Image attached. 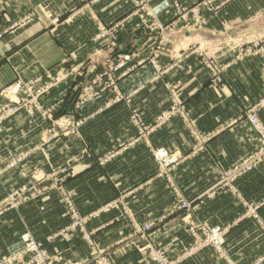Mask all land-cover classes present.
I'll use <instances>...</instances> for the list:
<instances>
[{
	"label": "crops",
	"instance_id": "crops-1",
	"mask_svg": "<svg viewBox=\"0 0 264 264\" xmlns=\"http://www.w3.org/2000/svg\"><path fill=\"white\" fill-rule=\"evenodd\" d=\"M196 1L182 0L186 6L194 5ZM83 4V0H0L1 32L27 16H33L31 22L14 32H7L0 39V89L12 83L17 75L25 81L41 77L42 84L49 83L53 77L68 76L43 99L44 106L48 108L70 94L74 82L81 80L78 74L85 70L84 65H96L99 69L100 64L112 60L118 52L133 50L138 52L137 55L146 57L150 46H155L157 37L144 33L136 19L129 20L120 30L114 47L109 39L93 43L97 19L107 25L113 24L126 18L132 12V6L129 0H97L91 6L92 11H81L78 8ZM152 7L158 10V18L163 23L174 20L175 10L170 0H154ZM77 10L79 14L74 17ZM203 16L209 20L211 30L226 26L229 29L241 20L247 28L231 27L229 33L233 38L246 43L256 33V38L264 41V0H234L219 12L204 11ZM192 31L179 27L166 33L163 43L169 49L159 63L172 61L171 57L167 58V53L177 51L178 54L188 44L203 37ZM72 52L79 60L73 64L65 62V57ZM88 57L95 60H85ZM153 73L152 65L147 63L122 81L120 87L129 92L148 81ZM209 79V73L200 60H181L163 82L149 85L133 100V106L142 114L144 124L149 126L170 105L171 93H174L168 90L166 84L173 86L174 95L195 119L191 126L175 118L152 131L133 148L115 153L112 161L101 166V158L109 151L118 150L122 143L137 134L123 115L127 108L116 106L109 110L111 116L96 121L97 135L78 143V146L91 143L96 149L81 155L69 147L68 140H62V151L53 153V183L57 174L61 176V168L69 165L67 174L62 173L65 182L62 184L74 194V201L82 215L125 196L123 201L135 212L137 222H153L159 217H166L153 229L148 239H137L127 242L126 246L109 250L112 264H154L146 253L139 250L147 243L161 246L171 260L182 256L191 246L192 239L185 231L186 220L190 219L185 220V213L176 211L178 196L196 206L192 220H205L212 226L227 228L226 252L238 264H249L263 251L264 238L251 231L257 223L264 224V163L243 174L232 185H220L219 181L224 171L233 168L258 147L256 133L243 114L248 107L264 99V52H258L256 60H243L237 64L225 75L223 86H213ZM93 107L97 110L100 104ZM260 113L264 121V109ZM10 125H13L11 130L17 131L16 134L9 135L7 128ZM23 128L18 121L3 125L0 166L24 152L29 144H37L36 136L26 137L27 132ZM194 132L204 140L200 151L196 149L199 143ZM152 148H164L169 152V158L179 162L170 172V180L158 175ZM49 157L46 158L52 159ZM44 160L43 155L34 154L26 171L42 170L47 174L50 170L40 168ZM27 182L29 178L24 177L21 169L10 170L0 181V200ZM252 207L260 209V217L244 218L246 209ZM63 209L59 192L53 190V206L50 202L38 200L1 216L0 258L8 251L19 249L21 237L27 233L46 241L47 250L55 257L72 260L88 258V247H63L64 242H74L76 234L53 237L67 223ZM90 226L97 227L95 239L99 247L105 249L131 231L132 221L111 212L91 220ZM50 237L53 240L48 241ZM180 264L227 263L213 249H205L183 259Z\"/></svg>",
	"mask_w": 264,
	"mask_h": 264
},
{
	"label": "rangeland",
	"instance_id": "rangeland-1",
	"mask_svg": "<svg viewBox=\"0 0 264 264\" xmlns=\"http://www.w3.org/2000/svg\"><path fill=\"white\" fill-rule=\"evenodd\" d=\"M96 1L97 0H83L85 4H83V6L79 7L78 9L81 11H92L91 6ZM131 1L132 0H129L133 11V5ZM153 1L154 0H148V3L152 6ZM198 1L199 0H197L196 3ZM233 1L234 0H219L218 4L215 6L214 12H219L227 4ZM79 10L74 12V17L79 14ZM204 11L207 12L206 9ZM91 15L95 16L96 14L91 13ZM28 17L30 16H27L26 18ZM26 18H24L23 20H25ZM30 18L33 19V16H31ZM23 20L12 24L9 29L5 30V32L0 31V33H2L4 36L7 32L10 33L16 31L21 27L15 28V25L21 23ZM98 20L100 19H97L96 21L97 33L93 36L92 42L100 43L103 40L109 39L111 40V46L117 45L120 30L118 32L114 31L115 33L111 31L107 35V37L103 38L102 40L98 42L94 41L95 36L99 32ZM128 21L126 22V24L128 23ZM117 22L110 25L106 24V26L113 27ZM206 22L207 23L204 25V27H185L181 23H178L176 26L177 29L179 27H183L189 30H193L191 33H197L199 35H203V37L200 40L198 39L191 42V44H188V46L178 52V54L177 51L174 54L172 51L167 53V58L171 57L170 60L172 61H169L168 63L166 62L164 64L159 63V61L162 60V56L167 52L169 47L164 45L163 36H165L166 33L174 32L177 29L164 33L161 31L152 32V30L146 28L145 25L142 27L139 24L144 33L157 37L154 40V42H156L155 46H150V52L146 57L137 55L138 52L136 53V51L133 50L130 52H118L114 55V58L112 60H107L100 64L99 69L96 68V65H84L85 70H82V72H79L78 74V77H80L81 80L74 82L75 85L72 86L70 94L60 98L48 108L44 106L43 99L52 88H55L56 85L67 79L68 76L64 75L57 78L53 77V80L49 83L42 84L43 80L41 79V77H36L33 80L25 81L17 75L15 80L7 85L9 86L13 84L19 79L18 77L26 82V84H29L27 85L28 89H24L22 93L12 97L13 99H18L21 102H31V106L29 107L24 103V107L20 109V112L18 114L2 120L1 134L3 133V125L5 123L10 121H18L20 125L24 126L23 130H25L24 132H27L26 137L36 136L37 144H29L28 147L25 148L24 152H22L20 155L13 156L10 161L0 166V181L10 170L15 168L21 169L24 177L27 176V178H29V182L16 187L13 191L9 192L4 198H2V200H0V217L10 211L17 210L25 205L28 206L29 204H31V202H35L38 200L46 201V203L50 202L53 206V190H57L60 195V204L64 208L63 216L65 218L67 217L68 220L66 224L64 223V227L58 232V234L53 237H65L71 233L76 234L77 237L74 236V242H64L63 247H67L68 249L75 247L76 245H78L79 247L83 246L82 248L88 247L90 256L88 258H83L80 260H72L70 258H63L60 256L55 257V254H52L53 252L47 250L45 244L46 241L38 240L27 233L21 237L20 248L8 251L0 258V261L5 258L17 256L18 254H20V256H23L24 263L29 264V261L33 256H41L40 250L38 252L39 254H37V252L31 251L34 250L31 248L30 243L31 241H33L35 243H41L43 249L46 251L48 258H46L45 263L88 264L90 261H92L94 262V264H112L111 258L109 257V250L113 248L116 249L119 246H126L128 245L126 244L127 242H135L137 241V239H148L150 234L153 232V229L165 221L166 217H159L153 222H137L135 219V212L131 210L123 201L125 196L108 202L102 207L95 209L88 215H82L74 201V194L71 191H68L63 185L65 184V182H63L64 180L62 178V173H66L68 171V169L70 168L69 165H65L61 168V176L59 177V174H57L56 177H54L53 183V153L62 151L63 146L62 143H60L62 140H68L69 147L75 152H79L81 155L86 154V152L90 150L92 151L95 148V145L90 143L88 145L78 146V143L81 144L84 138H89L97 135L98 132L96 129V121L111 116L112 113H110L109 110L116 106H124L127 108V112H124L123 115L125 116L128 124L136 129L137 134L127 142L122 143L118 150L109 151L103 158H101L99 160V164L101 166L107 165L110 161H112L115 153L118 154L119 152H125L130 148H133L138 142H141L142 140L150 136L149 134L152 131L164 127L175 118H180L182 122L191 126L194 123L195 119L190 115L185 107H183V104L178 100V98H176V96L174 95L175 90L173 86L166 84L168 90L174 93H171L170 105L162 112H160L156 117L155 122L153 124H150L149 126L147 124H144V118L139 110L133 106V100L134 98L139 96L140 93L149 85L163 82L165 80V77L179 65L181 60H200L204 68H206L209 73V82L211 83V85L219 87L224 85L225 75L237 64H239L243 60H256L258 52H264V41L263 39L258 40L256 38L257 35H255L256 33L253 36H250L251 41L247 42L246 40H243L246 41V43H242V40H238L235 37L233 38V36L230 35L229 31L231 27H240L244 29L247 28L245 27L244 22H241V20L233 24V26L229 27V29L228 26H226L225 28H222L220 30L209 29L210 22L209 20ZM124 54L131 55L132 59L125 66L119 67L116 64L119 61V58ZM173 55L176 56L172 57ZM64 60H67L70 64H73L76 63L77 60H79V57L75 52H72L69 53ZM85 60L95 59L88 57ZM147 63L151 64L153 67L154 73L152 77L148 81L142 83L129 92L121 89L120 83L130 78ZM229 64L232 65L228 66ZM156 65H161L162 67ZM112 66L114 67L113 71L110 69ZM34 97L39 101V103L35 107L34 104H32V100ZM8 98L9 97H3L1 100H3L4 102L2 103L11 106V102L7 100ZM97 104H100V107L97 110H94L93 106ZM262 109H264V99H261L256 104L248 107L243 114V117L249 122L254 132L256 133V136L258 138V147L254 152L246 157H243L239 162H237V164L233 168L224 171V174H222V177L219 181L220 185H232L243 174L256 169L260 164L264 163V134L259 133L256 126L252 122L253 115L257 114L260 117L261 123L264 125V121L260 113ZM12 126H9L10 129L7 128L9 135L17 133V131L11 130ZM151 126H153L154 128H151ZM198 134L194 132V137L199 143L196 149L200 151L204 147V140L202 141V136ZM32 139L33 138H31L30 141L33 142ZM160 150L165 149L155 148L152 151V156L157 166V173L158 175L164 176L167 180H170L169 174L179 162L172 157H170L172 158V161L170 162L158 158V152ZM34 154H41L44 156L45 160L41 163L40 168L43 170L48 169L51 172L47 171V174H45L42 170H33L32 172L26 171V168L31 162ZM49 156L52 159H47ZM74 162L77 163V161ZM184 203H188V206L186 207ZM176 208V211L185 213V220L190 219V221L186 220L185 231L191 237L192 244L184 251L182 256L171 260L167 256L166 250L161 246L147 243L144 246L140 247L139 250H141L143 254L146 253L150 261H152L154 264H180L183 259L191 258L202 250L213 249L219 256V258L225 261L227 264H238L236 261L232 260L226 252V237L228 234L227 228L225 229L221 226H218L221 227V230L225 233L223 245L220 249H218L214 245V239L212 238L210 240V230L217 226H212L205 220H192V214L197 209L196 206H194L192 202L184 200L179 196L177 199ZM111 212H117L119 216L130 218L132 221V229L123 239L115 242L114 245L109 246L108 248L102 249L99 247L95 239V236L97 234V227L90 226V222L91 220L99 219L103 214H109ZM259 212V208L252 207L246 209L243 217L257 218L260 217ZM80 221L83 222V228L80 227V224H78V222ZM257 224L258 225L253 226L251 233L258 236L262 235V238H264V224ZM146 225L151 226L149 230L145 229ZM86 234L90 236L89 239L85 237ZM53 237L48 238V241L53 240ZM34 262H38V259H35ZM12 264L21 263L16 260ZM249 264H264V249Z\"/></svg>",
	"mask_w": 264,
	"mask_h": 264
},
{
	"label": "built area",
	"instance_id": "built-area-1",
	"mask_svg": "<svg viewBox=\"0 0 264 264\" xmlns=\"http://www.w3.org/2000/svg\"><path fill=\"white\" fill-rule=\"evenodd\" d=\"M172 7L175 10V18L171 23H163L158 18V10L154 9L149 3L148 0H132L133 5V11L124 18L123 20L117 22L113 27H107L106 24H104L102 21L98 20V27L99 32L95 36L94 41L98 42L102 40L103 38L107 37V35L113 31V33L118 32L119 30L125 28L126 22L130 19H136L138 20L139 24L143 27L145 25L146 28L152 30V32H167V31H173L176 28L178 23H181L184 26H202L207 23V18L203 16V12L206 9L209 12L215 11V6L218 4L219 0H199L194 6H186L183 4L182 0H170ZM222 6V5H220ZM31 17V16H30ZM26 18L21 23L16 24L15 28L23 27L27 23H29L32 18ZM112 29V30H110ZM115 31V32H114ZM3 34L0 33V39L2 38ZM244 53V52H241ZM131 55L124 54L119 58V61L117 62V66L122 67L128 64V62L131 61ZM65 62H68L65 60ZM232 64H229L228 66H231ZM159 67H162L161 65H156ZM113 66L110 68L113 71ZM159 72V71H158ZM19 79L15 81L13 84L1 88L0 89V134L2 132L1 122L4 119L10 118L20 112V109L24 107V103L27 104L29 107L31 106V102H21L18 99H13L12 96H16L24 91V89H28L26 82H24L20 77ZM3 97H9L7 100L11 102V106L8 104H3V100H1ZM23 103V104H22ZM39 101L34 97L32 100V104H34V107L37 106ZM30 109V108H29ZM252 122L256 126L259 133L264 134V125L261 123L260 117L255 114L252 117ZM158 158L166 160V161H172V158H169L168 153L165 150H160L158 152ZM184 205L187 207L188 203H184ZM80 224V227L83 228V222H78ZM146 230L150 229V225L145 226ZM221 227H215L210 230V240L213 238L215 242V246L220 249L224 242V236L225 233L221 230ZM85 237L89 239V235L86 234ZM31 243V248L34 250V252H37L39 254V250L41 251V256H33L32 259L29 261V264H51V263H45L46 258H48V255L46 251L43 249L41 243H35L33 241ZM29 247V246H28ZM35 259H38V262H34ZM16 260H18L21 264H25L23 261V256H20L18 254L17 256L8 257L0 261V264H12ZM18 263V262H17Z\"/></svg>",
	"mask_w": 264,
	"mask_h": 264
},
{
	"label": "bare ground",
	"instance_id": "bare-ground-1",
	"mask_svg": "<svg viewBox=\"0 0 264 264\" xmlns=\"http://www.w3.org/2000/svg\"><path fill=\"white\" fill-rule=\"evenodd\" d=\"M185 27H189V26H185Z\"/></svg>",
	"mask_w": 264,
	"mask_h": 264
}]
</instances>
